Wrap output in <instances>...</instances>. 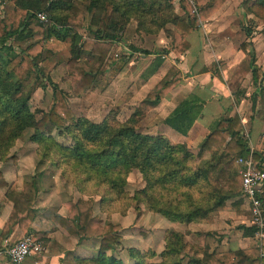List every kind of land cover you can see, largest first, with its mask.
Returning <instances> with one entry per match:
<instances>
[{
	"label": "trees",
	"instance_id": "trees-1",
	"mask_svg": "<svg viewBox=\"0 0 264 264\" xmlns=\"http://www.w3.org/2000/svg\"><path fill=\"white\" fill-rule=\"evenodd\" d=\"M225 2L226 0H178L180 10L186 15L180 18L170 0H48L45 6L40 0L3 1L0 14V158L26 129L32 128L34 132L30 137L31 142L50 141L57 148L56 152L62 155L60 160H56V164L63 175L70 166L76 169L71 183L78 191L91 197L75 202L67 201V216L56 215L54 218L65 231L77 234L79 239L99 238V249L96 258H75V264H120L117 258L108 256L106 252L118 243L121 225L103 223L94 214L93 195H102L103 200L111 207L117 200L127 201L125 209L137 199L170 222L205 221L208 214L225 205L227 199L243 193L242 176L237 173L235 163L249 149L237 113L231 118L214 121L215 126L199 143L200 149L195 156L185 143H172L171 138L165 134L141 132L132 116L124 122L104 117L100 123L91 122L82 116L76 117L67 105L65 92L50 78V105L38 119L31 110L29 101L37 89L46 88L39 63L52 54L55 44L70 39L71 57L66 65L70 71L72 91L75 95H81L92 85L94 75L99 73L96 66H89L81 61V57H91L98 63L105 62L110 42L103 39H121L119 32L125 28L127 20L133 14L138 17L142 27L149 20L159 30L167 22L173 23L178 29L167 48L156 53L153 66L157 70L164 62L162 54L171 51L177 57L183 55L190 47L188 36ZM105 5H111L112 13L124 18L122 29L113 25L104 14L106 25L101 18L96 17L90 22L95 28L92 31L95 39H81L83 36L80 35V30L84 28L86 15ZM35 7L47 12L51 22L42 25L36 17ZM246 34L252 38L251 29H247ZM13 42L28 44L17 51ZM246 47L245 43L241 45L244 51ZM250 57L252 80L257 83L259 73L254 49ZM181 73L178 66L171 65L167 76L149 91L148 104L157 105L165 98L182 79ZM262 90L261 93L264 94V87ZM203 103L199 96H191L166 116L163 123L187 136ZM54 130H57L59 136H69L72 145L58 143L53 137ZM46 147H50L49 144ZM206 153H212V159L196 165V159L203 158ZM253 154L256 160L264 159V129ZM135 168L145 185L137 189L134 197H130L124 189L128 173ZM88 182L99 188L105 186V189L87 191L83 185ZM36 183L32 179L24 182L20 191H7L13 207L0 233V241L15 226L26 233L24 236L31 235L29 225L34 218ZM0 184H4L2 179ZM261 198L264 202V186ZM248 230L251 234L257 232L256 227ZM184 237L183 233L168 229L164 249L160 252L162 260L154 264H182L185 258L183 252L187 250L203 255L201 259H193L189 264L264 262V256H261L258 247L249 252L233 250L219 256L208 254L201 247L190 246L184 241ZM261 250L264 254V240Z\"/></svg>",
	"mask_w": 264,
	"mask_h": 264
},
{
	"label": "rangeland",
	"instance_id": "rangeland-1",
	"mask_svg": "<svg viewBox=\"0 0 264 264\" xmlns=\"http://www.w3.org/2000/svg\"><path fill=\"white\" fill-rule=\"evenodd\" d=\"M3 1L5 0H0V14L2 13L1 6ZM47 1L40 0V3L45 6ZM170 1L173 3L175 7L174 11L177 15L180 18L185 17L186 15L179 8L178 0ZM226 2L228 4L224 8L217 10L215 14L219 16V21H221V16L227 19V21L217 23L218 19H215L216 22H210L212 30L208 32V36L205 34L208 31L206 29L201 30L202 34H197L191 39L192 46L197 45L198 41L206 39L203 42L206 49L204 53L201 52L203 50L201 49V54L199 53V55H195V53L190 54L191 69H186L187 60L185 61L182 56L175 57L170 54L171 56L169 57L166 53L162 54L164 56L163 59L167 60L164 66L165 71L160 75V80L167 73L170 63L178 66L180 70L184 69L185 71L181 73L182 77H188L195 74V69L198 68L199 62H205L206 67H203L204 70L208 69L210 74L217 75L219 78H222L224 69H228L231 63H236L240 66L239 71L230 70L228 73L234 79H241L240 83H242V81L251 78L249 63L251 62L250 53H252L253 48L257 63L264 64V0H226ZM36 7L34 8L35 12L41 11L48 16L47 12L39 10ZM111 8V5L99 6L93 12H89L86 15L84 21L85 29L83 30L85 37L95 39L89 33L92 29L89 22H91L93 17H96L101 18L102 23L105 24L106 17H104V14L110 18L113 25L116 24L117 27L122 29L124 18L119 14L112 13ZM108 18L107 21H109ZM44 24L47 25V23H43L42 25ZM223 26L225 29L221 31L220 28ZM247 29L252 30V38L246 37L245 32ZM122 31L119 32L122 40L121 43L103 39L106 42H110V49L105 62L98 63V61L93 60L91 57H81V61H84L91 67L96 66L99 69V73H97L99 76H97L95 83L93 81L94 84L92 83L93 85L81 95L73 93L69 77L70 71L66 65L68 59L71 57V40L68 39L65 42L55 44L52 54L39 63L40 73L43 75L42 80L45 82L46 88L37 89L29 101V106L35 112L38 119L50 105L52 98V89L50 84H48V79L50 78L65 92L67 105L76 117L82 116L91 122L100 123L104 117L109 120L114 118L118 122H124L132 116V120L136 119V125H138L141 132L148 133L151 124L156 125L155 133L160 132V114H147L149 109L147 108V89L146 82L143 79L149 70L148 64L154 60L153 58L157 52H162L167 48L168 42L175 38V33L178 29L173 23L167 22L159 30L149 20H146L145 27H142L139 25L138 17L133 14L127 20L125 28ZM85 37L81 39H87ZM225 42H229V45H223ZM243 43L247 44L245 51L241 48ZM27 44L26 42H13V46L17 51L25 48ZM206 44L209 45V48ZM214 46L222 53L218 54L219 52L213 49ZM130 59H133L132 63L129 62ZM118 66H121L119 67L121 69ZM127 70L130 71L125 75ZM262 72L259 69V78L260 76L262 77L264 73ZM97 74L94 76L96 77ZM250 92H253V90L250 89ZM33 132L32 128H28L23 132L22 136L15 141L6 154L1 156L0 168L2 166L7 168L13 162L21 160L22 169L25 170V178L31 177L36 179L43 175V172H46V175L51 172H53L52 174L59 175L62 179L61 184H64L65 191L54 199L57 205L59 202L63 205L67 200L75 201L78 198L88 199L91 197L87 193L78 191L71 183L76 171L74 167H68L63 175L61 169L56 164V160H60L62 155L56 152L57 148L53 147L50 141H43L41 143L31 142L30 137L33 135ZM53 137L64 146L72 145V140L69 136H59L57 130L53 131ZM47 144L50 147H46ZM144 185L145 182L141 174L135 168L128 173L124 190L127 195L134 197L137 189L143 188ZM83 186L87 191L93 192H96L97 189H99L98 191L105 189V186L99 188L92 184L90 185V182ZM92 198L96 201L93 205V212L100 217L102 222L119 223L121 225L119 231L121 237L118 243L106 252L108 256L117 258L120 264H154L161 262L160 250L167 234L168 228L166 223L168 221L164 220L166 222L164 223L159 213L151 211L146 203H139L137 199H134L130 203L131 205L125 209L127 201L122 200L119 202L117 200L111 207L109 203L103 200L102 195L95 194ZM50 208L53 212V204ZM55 216L52 215L54 222ZM90 250H92L88 251L90 256L96 258L97 253L94 246L93 248L91 246ZM192 260L191 257L189 259L184 258L182 264H189Z\"/></svg>",
	"mask_w": 264,
	"mask_h": 264
},
{
	"label": "crops",
	"instance_id": "crops-1",
	"mask_svg": "<svg viewBox=\"0 0 264 264\" xmlns=\"http://www.w3.org/2000/svg\"><path fill=\"white\" fill-rule=\"evenodd\" d=\"M227 4L228 2L223 3L217 8V10L224 8ZM217 10L208 19L205 21L203 20L201 26L188 36L190 47L183 55H181L185 61L187 60L186 69H191L192 66V62H190L191 53L199 55V53H204L206 50L203 43L206 39H204V41H198L195 46H192L191 39L197 34H202L201 30L206 29H208V31L205 34L208 36V32L212 30L210 22H214L215 19H218L217 23L227 21V19L222 16L221 21H219V16H216L215 14ZM90 27L92 26L90 25ZM84 29L85 27L80 31V35L83 37H85L83 32ZM94 29L95 28L92 27L89 32L92 37H94V34L92 33ZM220 29L221 31H224L225 28L223 26ZM246 37H248L247 34ZM121 41V39H118L116 40V43H121ZM226 44L229 45V42H225L223 45ZM207 46L209 48V45ZM201 49L203 50L201 51ZM213 49L217 50L218 48L214 46ZM218 52V54L222 53L220 50ZM170 54L174 55L171 51L166 52V55L169 57L171 56ZM174 56L177 57L176 55ZM155 57L153 58L154 60L148 64L149 70L144 75L143 79L144 82H146L147 96L149 91L167 76L169 68L172 65V63L169 64L167 73L163 79L160 80V75L165 71L164 66L167 59H164L162 65L157 70H154L153 62L156 60ZM163 57L164 56H161L162 59ZM132 61L133 59H130L129 62L132 63ZM204 66L206 67L205 62H199L197 65L198 68L195 69V74L188 77H182L178 84L174 86L165 98H163L157 105H150L147 101V108H149L147 114H160V133L169 136L172 143H185L188 146L189 151L197 156L200 149L199 143L211 133L212 128L215 126L214 121L220 118H231L237 113L240 122L242 123V134L249 149V151L246 154L241 155L238 160L240 158H243L244 160L252 158L254 165L264 169V159L256 160L253 154V151L258 148V143L264 129V94L261 93V91H263L262 88L264 87V64L257 63L258 73L259 69L263 71V75L262 77L260 76V78L258 77L257 83H254L252 80L251 66L249 68L251 78L242 81V83H240L241 79H234L233 77H230L228 73L230 70L239 71L240 66L236 63H231L228 69L223 70L222 78L210 74L208 69L204 70ZM129 71L130 70H127L125 75H127ZM184 71L185 70L183 69L182 72ZM97 76L99 75H96L94 83ZM248 89H252L253 92L249 93ZM191 96H199L203 99L204 103L197 118L193 122V126L188 135L184 136L173 130L168 124H164L163 120L185 99ZM155 128L156 125L151 124L148 133H155ZM210 159H212V153H206L203 158H197L195 163L196 165H199L202 161H210ZM238 160L235 163V169L237 170V173L240 174L244 165L240 164ZM0 170L2 171V173L0 171L1 179L4 182V184H0L1 233L13 207L12 201L7 196V191L12 189L20 191L24 182L35 178L27 177V179L24 177L25 170L22 169L21 160L13 162V164L9 165L7 168L2 166ZM52 173L53 172L46 175V172H43V175L35 179L37 182V197L33 206L34 218L29 225L31 235L40 239L44 248L42 252L27 257L22 264H74L75 258L93 257L88 253V251H92L90 250L91 246L92 248L94 246L96 253L99 249V238L79 239L77 234H70L65 231L56 222L55 218V222L53 221L52 215L67 216V201L75 202L80 198L75 201L67 200L63 205H61V202H59L58 205L55 204L54 199H56V196L63 194L65 187L64 184H61L62 179L59 175ZM16 185L18 186L16 187ZM68 189L70 190V188ZM94 202L96 203L95 200ZM52 204L54 208L53 212L50 208ZM249 205V200L241 192L240 194L227 199L225 205L219 206L211 211L205 221L181 223L170 222V220L165 219L164 217H161V219L162 221H168L167 223L164 221L168 229L183 233L185 235L184 241L190 246L201 247L203 251H206L208 254L222 256L233 250L249 252L253 250L254 247L259 248V237L257 232L251 234L248 230L254 228L251 221V214L249 212ZM24 235V232L18 226H15L14 229H12L10 233L0 241V247L3 245L5 239L13 242ZM164 245L165 242L163 241L162 249L160 251L164 249ZM183 253L186 259H189L190 257L192 259H201L203 256L202 253L191 250H187ZM0 260L5 261V258L0 257ZM260 264L263 263L261 262Z\"/></svg>",
	"mask_w": 264,
	"mask_h": 264
},
{
	"label": "built area",
	"instance_id": "built-area-1",
	"mask_svg": "<svg viewBox=\"0 0 264 264\" xmlns=\"http://www.w3.org/2000/svg\"><path fill=\"white\" fill-rule=\"evenodd\" d=\"M36 17L40 23H49L51 20L45 13L38 12ZM117 55V54H115ZM238 162L244 165L242 172V189L244 196L249 200V212L253 226L257 228L259 240V250L261 256L264 240V202L261 198L264 186V169L254 165L253 159L244 160L240 158ZM43 244L40 239L31 235L23 236L13 242L5 239L0 247V264H22L27 257L43 251ZM264 264V262H262Z\"/></svg>",
	"mask_w": 264,
	"mask_h": 264
}]
</instances>
